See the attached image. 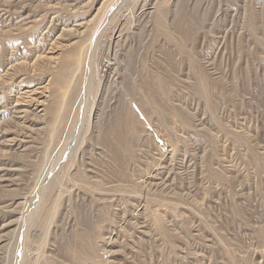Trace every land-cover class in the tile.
I'll list each match as a JSON object with an SVG mask.
<instances>
[{
	"label": "rangeland",
	"instance_id": "rangeland-1",
	"mask_svg": "<svg viewBox=\"0 0 264 264\" xmlns=\"http://www.w3.org/2000/svg\"><path fill=\"white\" fill-rule=\"evenodd\" d=\"M0 264H264V0H0Z\"/></svg>",
	"mask_w": 264,
	"mask_h": 264
},
{
	"label": "bare ground",
	"instance_id": "bare-ground-1",
	"mask_svg": "<svg viewBox=\"0 0 264 264\" xmlns=\"http://www.w3.org/2000/svg\"><path fill=\"white\" fill-rule=\"evenodd\" d=\"M64 70V69H63ZM86 85V84H85ZM134 127V126H133ZM109 143V142H108Z\"/></svg>",
	"mask_w": 264,
	"mask_h": 264
}]
</instances>
